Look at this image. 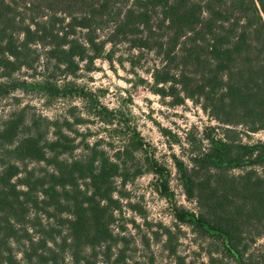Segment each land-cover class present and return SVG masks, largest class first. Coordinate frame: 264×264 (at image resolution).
<instances>
[{"label":"trees","instance_id":"obj_1","mask_svg":"<svg viewBox=\"0 0 264 264\" xmlns=\"http://www.w3.org/2000/svg\"><path fill=\"white\" fill-rule=\"evenodd\" d=\"M121 45L156 59L155 91L174 105L197 100L222 125L264 130V0H0V97L11 90L1 80L30 67L29 58L76 75L80 63L91 70L110 58L108 46ZM23 112L0 128V264L110 259L115 184L144 175L136 156L142 143L128 138L110 155L104 146L112 143L84 139L75 158L70 134L83 119L29 123ZM206 139L189 164L176 160L199 209L178 219L246 264L248 243L264 235V143H243L232 128Z\"/></svg>","mask_w":264,"mask_h":264},{"label":"rangeland","instance_id":"obj_2","mask_svg":"<svg viewBox=\"0 0 264 264\" xmlns=\"http://www.w3.org/2000/svg\"><path fill=\"white\" fill-rule=\"evenodd\" d=\"M106 52L110 58L95 60L91 70L88 63H80L76 75H66L45 58H29L30 67L1 80L11 90L0 97V128L21 111L29 123L68 119L75 124L81 118L84 122L75 124L70 134L78 146L75 158L84 154V139L90 144L100 139L112 143V147L104 146L110 155L128 138L140 140L143 150L136 156L145 173L126 185L116 181L114 198L120 209L114 213L111 229L118 239L111 258L99 259L98 264H241L217 238L178 219L184 212L198 214L199 209L185 194L176 160L189 164L190 155L208 147L206 136H222L225 128L236 130L238 139L248 144L264 143V130L222 125L197 100L174 105L172 99L155 91L151 76L155 58L132 52L125 45L108 46ZM48 84L57 86L58 93ZM98 113L113 124L103 123ZM29 167L38 165L30 163ZM133 168L128 166L130 172ZM243 258L246 264H264V235L248 243ZM66 264H72L71 259Z\"/></svg>","mask_w":264,"mask_h":264}]
</instances>
